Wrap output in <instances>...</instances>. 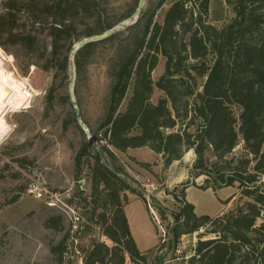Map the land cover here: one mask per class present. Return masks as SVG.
<instances>
[{"label": "trees", "instance_id": "1", "mask_svg": "<svg viewBox=\"0 0 264 264\" xmlns=\"http://www.w3.org/2000/svg\"><path fill=\"white\" fill-rule=\"evenodd\" d=\"M16 1L11 0L5 13L0 14V30L15 44L31 49L37 38L18 29ZM32 1L33 24H39L44 16L52 20L47 29L50 58L46 62L54 64L55 76L63 75L65 80L76 43L112 31L120 22L129 20L140 5V0H135L128 13L112 21L103 16L104 0H52L44 4ZM167 1L159 0L155 7L140 13L127 38L116 47L120 35L112 33L79 48L73 56L77 77L86 74L98 45L109 43L115 56L101 123L103 140L122 153L149 147L167 160L165 168L187 152H194L192 182L182 185L179 192L178 188L173 191L180 210L172 240L177 242L209 226L216 238H200L188 264H264V220L257 225L264 213V0H228L234 5L235 16L220 29L206 21L211 0H177L159 24L155 17ZM188 3L198 7L197 14L194 7H187ZM81 17L92 19L95 29L89 27L80 34ZM160 56L166 58L165 71L154 83L152 73ZM156 88L164 97L153 104ZM48 97H54V89ZM234 108L239 109L238 115ZM241 141L248 156L253 157L232 162ZM106 150L115 162L114 153ZM84 162L91 170V216L97 218L102 235L113 245L94 241L82 264H126L127 257L132 264H148L125 212L127 193L146 203L143 193L120 176L122 169L110 168L98 156L92 157L88 142L75 159L77 172ZM140 164L145 169L152 167ZM201 177L205 180L199 188L216 191L237 187L240 197L249 201L216 218L197 216L194 205L186 200V190ZM99 209L103 211L97 215ZM159 209L166 214V209ZM61 225V217L45 222L47 229ZM67 250V237L51 248L57 264H65Z\"/></svg>", "mask_w": 264, "mask_h": 264}, {"label": "rangeland", "instance_id": "2", "mask_svg": "<svg viewBox=\"0 0 264 264\" xmlns=\"http://www.w3.org/2000/svg\"><path fill=\"white\" fill-rule=\"evenodd\" d=\"M10 1L0 0V14L5 13V6ZM36 1L44 4L52 0ZM176 1L168 0L157 12L155 21L162 24L166 12ZM32 2L16 1L18 29L37 38L31 49L15 44L0 30V78L19 96L17 102L5 112L4 119L10 130L0 141V264H57L51 248L66 237L68 250L65 264H82L85 252L94 241L113 245L102 235L97 218L91 216L93 206L90 166L84 162L81 171L76 170L75 159L83 144L91 137H97V142L90 147V155L98 156L110 168L116 166L122 169L120 176L128 183L135 186L136 177L140 176L141 180L150 178L162 184V190L155 192L153 199L156 201L154 209L162 222L161 227L167 233L164 239L161 238L158 221L147 204L138 196L127 193L128 200L129 196H136L126 207V212L133 237L138 248L147 255L148 264H159L162 260L172 261L171 264H188L200 238H216L207 228H203L183 236L177 242L172 240L171 229L180 210V203L173 191L178 188L179 192L182 185L192 182L190 169L194 162L192 163V159H184V155L171 168H165L163 164V172L155 175L149 171L151 168L145 170L128 152L115 151L107 145L103 140L101 123L106 113L111 86L109 73L115 56L113 48L109 43L99 44L86 74L78 78L73 56L78 51L79 43L101 39L100 36L84 38L74 47L68 78L65 80L59 74L55 76L56 70L52 68L54 64L46 62L50 58L47 29L52 20L44 16L39 24H33L30 16L31 12H35V3ZM134 2L135 0H104L103 16L108 20H116L128 13ZM158 2L159 0H142L141 3L140 0L141 13L152 9ZM187 7H194V12L198 13L197 6L188 3ZM234 16V5L229 4L228 0H211L206 21L220 29ZM139 17L140 14L137 16L135 13L129 20L116 25L112 33L120 36L114 47L127 38L129 28ZM78 21L80 34L89 27L95 29L92 19L81 17ZM32 49L34 52H31ZM165 63L166 58L160 56L152 73L154 83L164 74ZM51 88L54 89L52 102L48 97ZM130 96L131 91L128 99ZM162 97L163 92L156 88L152 103L156 104ZM128 99L125 100L122 111ZM234 112L238 115L239 109L234 108ZM106 149L114 153L115 162ZM246 157L252 159L253 156H248L241 141L234 150L231 161ZM146 171L150 175H146ZM204 180L205 177L197 179L195 186L186 190V198L196 206L198 215L216 218L249 201L240 197L237 187L216 191L199 188ZM175 183L178 184L174 185ZM160 207L166 209L165 215L161 213ZM102 211L99 209L97 215ZM58 217L62 218V225L58 229L45 228L48 219L57 220ZM263 220L264 213L257 225ZM126 264H132L129 257Z\"/></svg>", "mask_w": 264, "mask_h": 264}, {"label": "crops", "instance_id": "3", "mask_svg": "<svg viewBox=\"0 0 264 264\" xmlns=\"http://www.w3.org/2000/svg\"><path fill=\"white\" fill-rule=\"evenodd\" d=\"M127 152H128V155L130 156V157H132L133 159H135L137 162H139V163H150V164H152L153 166L151 167V170H149V171H152L155 175H157V174H161L163 171V158H162V155H159V154H157V153H155L153 150H151V149H149L148 147H143V148H138V149H128L127 150ZM194 158H195V154H194V152L191 150V151H189V152H187L186 154H185V157H184V159H192V163L194 162ZM160 162H161V164H160ZM179 162L178 161H176V162H174L171 166H170V168L173 166V165H176V164H178ZM155 164H157V165H155ZM146 170V169H145ZM149 171H146V175H150V173H149ZM164 184V183H163ZM176 184H178V183H175L174 185H176ZM169 185H171V184H169ZM174 185L172 184V186L174 187ZM168 186V185H167ZM172 186H168V187H172ZM130 198H129V202H128V204L129 203H131V201L134 199V197H136V196H129ZM139 198H137V200H138ZM140 200V199H139ZM186 200H187V198H186ZM141 201V200H140ZM187 202H189L188 200H187ZM128 204L126 205V207L128 206ZM194 205V204H193ZM126 207H125V212H126ZM194 207H195V213H196V215L197 216H201V215H198L197 214V212H196V206L194 205ZM126 215H127V218H128V222H129V225H130V229H131V224H130V220H129V217H128V214H127V212H126ZM131 232H132V229H131ZM133 235V234H132ZM157 246V245H156ZM139 249V248H138ZM140 250V249H139ZM140 252L141 253H145V252H142L141 250H140Z\"/></svg>", "mask_w": 264, "mask_h": 264}, {"label": "built area", "instance_id": "4", "mask_svg": "<svg viewBox=\"0 0 264 264\" xmlns=\"http://www.w3.org/2000/svg\"><path fill=\"white\" fill-rule=\"evenodd\" d=\"M136 179L137 180L134 182L135 186L138 187V189H140V191L144 194L147 207L150 210L151 214H153L156 217V221H158V225H159L161 232H162L161 238L164 239L166 237L167 233H166L165 229H163L161 227L162 222L159 219V217H157V213L154 209V204L156 203V201L153 199V194L155 192H159L162 190L161 189L162 184H160L159 182L153 181L150 178H146V179L141 180L140 176H137ZM171 235L173 236L172 229H171ZM171 262L172 261L168 260V261H165L164 264H171Z\"/></svg>", "mask_w": 264, "mask_h": 264}, {"label": "bare ground", "instance_id": "5", "mask_svg": "<svg viewBox=\"0 0 264 264\" xmlns=\"http://www.w3.org/2000/svg\"><path fill=\"white\" fill-rule=\"evenodd\" d=\"M18 97L17 92L0 78V141L10 130L4 119L5 112L17 102Z\"/></svg>", "mask_w": 264, "mask_h": 264}, {"label": "water", "instance_id": "6", "mask_svg": "<svg viewBox=\"0 0 264 264\" xmlns=\"http://www.w3.org/2000/svg\"><path fill=\"white\" fill-rule=\"evenodd\" d=\"M141 3H142V0H141ZM141 13V5L139 6V8H138V10L136 11V15L138 16L139 14ZM112 33V31H109V32H107V33H105V34H103L102 36H100L99 38H106L108 35H110ZM87 42L86 41H81L80 43H79V47L77 48V50L79 49V48H81L83 45H85ZM76 50V51H77ZM78 117H79V115H77ZM163 135L165 136V135H167V131L166 130H164L163 131ZM96 142H97V137H91V138H89V140H88V145H89V147H93L95 144H96ZM164 165H166L167 164V160L165 159L164 160V163H163ZM207 231L210 233L211 231H212V226H209V227H207ZM165 263V260H162V261H160V263L159 264H164Z\"/></svg>", "mask_w": 264, "mask_h": 264}]
</instances>
